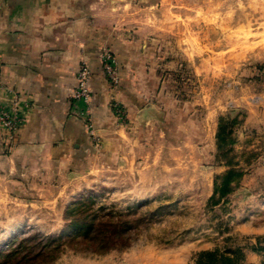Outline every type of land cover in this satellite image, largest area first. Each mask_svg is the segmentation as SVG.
Returning a JSON list of instances; mask_svg holds the SVG:
<instances>
[{"label": "rangeland", "instance_id": "1", "mask_svg": "<svg viewBox=\"0 0 264 264\" xmlns=\"http://www.w3.org/2000/svg\"><path fill=\"white\" fill-rule=\"evenodd\" d=\"M138 8L142 54L155 61L144 83L157 93L148 101L170 119L148 126L141 144L121 138L98 153L83 176L14 202L0 197V264H196L204 250L244 252L240 200L210 199L217 175L230 164L241 171L252 155L234 146L241 112L231 101L237 63L264 47V0H147Z\"/></svg>", "mask_w": 264, "mask_h": 264}, {"label": "crops", "instance_id": "2", "mask_svg": "<svg viewBox=\"0 0 264 264\" xmlns=\"http://www.w3.org/2000/svg\"><path fill=\"white\" fill-rule=\"evenodd\" d=\"M142 1L147 0H0V113L17 107L22 121L10 150L0 125L1 198L14 202L60 179L83 176L98 153L112 149L121 138L124 144H141L148 126L170 119L167 108L148 101L157 91L144 83L155 77L149 68L155 61L142 54ZM104 49L119 61L118 89L111 87L103 70ZM83 62L91 69L89 110L74 100ZM236 66L231 102L233 110L241 112V121L234 146L252 155L237 164L242 176L231 192L241 205L235 225L245 239L244 263L262 264L264 47ZM114 103L121 105L122 114ZM83 110L92 115L99 144L81 117Z\"/></svg>", "mask_w": 264, "mask_h": 264}, {"label": "built area", "instance_id": "3", "mask_svg": "<svg viewBox=\"0 0 264 264\" xmlns=\"http://www.w3.org/2000/svg\"><path fill=\"white\" fill-rule=\"evenodd\" d=\"M101 63L111 87H118L120 84V65L115 53L110 49H104L101 54ZM90 75V65L83 62L77 73L74 100L76 103H82L87 110H89L93 99V93L90 88ZM113 106L117 113L122 114L123 110L120 104L114 103ZM16 108L12 109L13 112H11V110H6L0 113V125L4 127L7 132V134L3 135V142L8 150L12 148V144L15 141L17 131L22 122L16 112L18 108ZM87 110L81 112V117L85 120V123L95 138L96 143L99 144V138L95 135L92 115L88 113Z\"/></svg>", "mask_w": 264, "mask_h": 264}, {"label": "trees", "instance_id": "4", "mask_svg": "<svg viewBox=\"0 0 264 264\" xmlns=\"http://www.w3.org/2000/svg\"><path fill=\"white\" fill-rule=\"evenodd\" d=\"M225 135L219 134V139H222ZM222 142L219 140V151L222 149ZM242 172L235 168L234 165L230 164V168L226 169L221 174L217 175L214 183V193L210 200L215 199L218 195L220 202L228 194H230L237 186ZM235 182V185L232 183ZM196 264H245L244 263V253L241 255L233 251L213 249L204 250L199 252L197 255ZM264 264V262L262 263Z\"/></svg>", "mask_w": 264, "mask_h": 264}]
</instances>
